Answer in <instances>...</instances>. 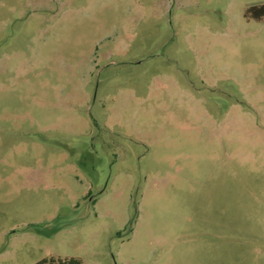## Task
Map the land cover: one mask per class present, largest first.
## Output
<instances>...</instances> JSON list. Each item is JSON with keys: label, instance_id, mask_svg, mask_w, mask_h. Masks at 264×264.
Instances as JSON below:
<instances>
[{"label": "rangeland", "instance_id": "rangeland-1", "mask_svg": "<svg viewBox=\"0 0 264 264\" xmlns=\"http://www.w3.org/2000/svg\"><path fill=\"white\" fill-rule=\"evenodd\" d=\"M259 1L0 0V264H264Z\"/></svg>", "mask_w": 264, "mask_h": 264}, {"label": "trees", "instance_id": "trees-1", "mask_svg": "<svg viewBox=\"0 0 264 264\" xmlns=\"http://www.w3.org/2000/svg\"><path fill=\"white\" fill-rule=\"evenodd\" d=\"M245 17L247 19H253V20H257V21H262L264 22V5H260V6H253L250 7L249 9H247L246 13H245ZM60 227H56V229H54L53 231H56L57 229H59ZM28 230L32 231L33 228L32 226L28 227ZM8 245V244H7ZM6 244L2 247L3 251L4 249H6ZM35 264H83L81 259L79 258H60V257H52L49 259H42L41 261H38Z\"/></svg>", "mask_w": 264, "mask_h": 264}, {"label": "crops", "instance_id": "crops-1", "mask_svg": "<svg viewBox=\"0 0 264 264\" xmlns=\"http://www.w3.org/2000/svg\"><path fill=\"white\" fill-rule=\"evenodd\" d=\"M260 5H264V0H260V1L258 2L257 5H252V6H250V7H253V6H260ZM250 7H249V8H250ZM246 19H247V18H246ZM247 20L250 21V20H253V19H247ZM254 21H256V22L261 23V24L264 25V22H262V21H257V20H254Z\"/></svg>", "mask_w": 264, "mask_h": 264}]
</instances>
